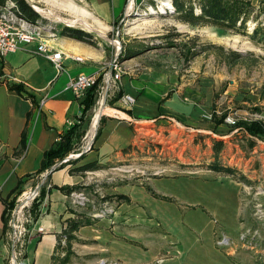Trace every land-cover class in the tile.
<instances>
[{
	"label": "rangeland",
	"instance_id": "obj_1",
	"mask_svg": "<svg viewBox=\"0 0 264 264\" xmlns=\"http://www.w3.org/2000/svg\"><path fill=\"white\" fill-rule=\"evenodd\" d=\"M5 1L0 15L30 23ZM24 1L50 32L70 27L94 35L99 29L85 19L82 0ZM249 1L251 15L262 21L264 0ZM169 3L136 0L98 38L124 74L119 83L99 82L80 146L52 167L91 151L87 145L101 106L130 116L133 140L128 153L119 151L98 162V170L80 174L82 182L66 195L55 264H264V135L249 136L241 124L264 126V49L247 35L183 23ZM74 20V26L65 23ZM253 26L250 19L248 34ZM125 84L140 87L143 94L133 96L132 106L144 119L118 107ZM108 118L121 117H101ZM213 140L223 142L218 160L234 176H197L214 159ZM47 173L34 178L29 190L24 183L9 203L0 264H23L36 223L33 209L37 205L38 220L50 190ZM38 185L37 196L23 207ZM62 207V201L53 204ZM70 220L90 225L70 232Z\"/></svg>",
	"mask_w": 264,
	"mask_h": 264
},
{
	"label": "crops",
	"instance_id": "obj_2",
	"mask_svg": "<svg viewBox=\"0 0 264 264\" xmlns=\"http://www.w3.org/2000/svg\"><path fill=\"white\" fill-rule=\"evenodd\" d=\"M82 12L85 19L97 26L94 33L96 46H91L56 33V39L47 44L53 51L62 53V68L54 66L40 55H35V46H22L15 53L0 58V260L6 252L3 215L5 206L16 189L19 181H25L24 190H29L40 168L45 151L56 144L61 134L67 129V123L78 122L80 114L79 101L75 100L68 88L70 77L92 75L108 72V64L113 52H108L98 38L105 30L122 20L128 13V0H82ZM13 21V20H12ZM16 22V21H13ZM72 57H81L83 63L74 62ZM20 85L22 95L10 91L8 86ZM122 94L138 96L143 94L140 87L131 84L122 85ZM123 111H130L136 116L133 106L126 107L121 101L116 102ZM114 111V110H113ZM117 113V112H116ZM117 113L119 122L105 119L101 133L94 141L92 150L76 166L87 162V157L96 156L93 161H107L109 157L131 145L133 131L129 115ZM109 116V115H107ZM123 116V117H122ZM118 119V118H117ZM25 134L24 151L18 152L22 136ZM208 164V163H207ZM68 165L50 175L49 187H73L79 185L83 178L80 174H70ZM220 175L204 170L197 176ZM41 176V175H40ZM31 179H30V178ZM29 178V179H28ZM67 196L58 190L50 189L45 201L40 206V216L28 234L23 264H51L56 251L58 235L62 230L68 213ZM63 202L62 208L53 209L55 202ZM53 203V204H52ZM59 220V223L55 221ZM42 228L43 234L37 235ZM36 241L32 252L29 248Z\"/></svg>",
	"mask_w": 264,
	"mask_h": 264
},
{
	"label": "trees",
	"instance_id": "obj_3",
	"mask_svg": "<svg viewBox=\"0 0 264 264\" xmlns=\"http://www.w3.org/2000/svg\"><path fill=\"white\" fill-rule=\"evenodd\" d=\"M5 0H0V7L5 5ZM15 8L12 9V12L33 24H41L43 23L39 19L38 15L31 10V8L25 3L24 0H14ZM249 0H238L237 2L234 0H171L173 7V15L177 16L178 20L194 26H212L218 29H222L225 31H229L235 34H239L242 36H248L249 40L264 49V2L262 3V13L261 18L262 21L258 20V16H252L251 11V3ZM251 19L252 24L254 25L250 34H248L247 23ZM55 33H59L61 36L74 39L79 42L86 43L91 46H96V40L94 39V35L92 33H88L81 29L70 28V27H62L57 29ZM2 62L0 60V72H1ZM101 81V76L99 78V82ZM10 91H14L19 95L23 96L22 88L20 85H10L8 86ZM96 88L94 86L90 88L82 101L79 102L80 114L78 117V122L74 123L71 127L67 128L60 136L59 141L50 147L47 151L44 152L40 168L35 174L34 177H39L48 171L46 179L49 182L50 175L53 172L62 170L68 165L73 166L68 170L70 174H84L87 172H93L99 169L100 164L98 161L87 162L82 165L76 166V164L84 159V155L76 159L75 161L69 160L65 164H61L60 167L52 170V166L56 163V161L62 160L66 158L70 153H74L76 149L80 146L81 140L85 135V130L83 126L87 124L88 117L90 112L95 106L96 103ZM121 97V95H120ZM120 97L117 99L119 100ZM116 102V101H115ZM130 112V111H125ZM103 121L101 119L100 126L95 137V141L98 139L101 133ZM246 131V134L253 137H261L264 135V126L260 122H251L249 124L241 123ZM25 134L22 136L21 146L19 147L18 152H23L25 147ZM212 148L214 152V159L207 165V169L217 173H223L226 175L234 176V169L222 165L218 160V155L223 148V142L218 140H213ZM93 146V145H92ZM92 146L91 149L92 150ZM248 146L252 149L255 145L254 142L249 140ZM130 146L124 148L122 152L128 153ZM30 178V177H29ZM28 178V179H29ZM25 182V181H24ZM23 181H19L16 189L13 191L12 198L4 204L5 210L3 215L4 222V233L6 231V209L8 208L11 200L15 198L16 193L20 190ZM50 189L58 190L64 195H68L74 187H58V186H50ZM43 188L40 191L41 196H43ZM122 198H125L122 196ZM127 199V198H126ZM37 205L34 207V221H37V217L39 215V211L37 209ZM69 226V231H77L79 228L84 226H89L87 222H81L77 220L67 221ZM66 230V229H65ZM66 232V231H65ZM64 234V231H63ZM61 234L58 236L60 238ZM65 236V235H63ZM66 237V236H65ZM67 238V237H66ZM58 245V240H57ZM56 245V246H57ZM55 264V261L52 259V263Z\"/></svg>",
	"mask_w": 264,
	"mask_h": 264
},
{
	"label": "built area",
	"instance_id": "obj_4",
	"mask_svg": "<svg viewBox=\"0 0 264 264\" xmlns=\"http://www.w3.org/2000/svg\"><path fill=\"white\" fill-rule=\"evenodd\" d=\"M10 6L15 8V2L13 0H8ZM136 0H128V5L132 6ZM171 3V0H168ZM169 3V4H170ZM31 7L37 11L38 9L31 5ZM170 9H173L172 3L168 6ZM38 12V11H37ZM50 39H56V33L50 32L45 29L41 24H33L22 22V20H18L17 22H13L10 19H7L5 15H0V58H3L9 54L15 53L20 47L34 45L35 46V55H40L48 60L56 70H61L62 68V53L53 51L47 44V41ZM74 62L83 63L84 59L81 57H72ZM108 68L111 69V75L108 72L104 74H92V75H77L75 77H70L68 80V88L72 92L75 100L82 101L86 95V92L94 87L99 85V78L101 76V81L107 83H119L121 81L122 75L124 74V70L121 67V64L117 61V59H113L109 62ZM122 104L126 107H130L134 105L135 98L131 95H123L120 99ZM210 119V116L207 117ZM225 122L234 123L230 120V118H226ZM74 123L68 122L67 128L71 127ZM66 160H64L65 162ZM28 194V196H30ZM26 197L25 203L22 202V206L24 204H28L31 200H33L37 194L33 195V197ZM13 227H15L13 225ZM44 230L42 228L37 229V235L43 234ZM13 254V253H12Z\"/></svg>",
	"mask_w": 264,
	"mask_h": 264
},
{
	"label": "bare ground",
	"instance_id": "obj_5",
	"mask_svg": "<svg viewBox=\"0 0 264 264\" xmlns=\"http://www.w3.org/2000/svg\"><path fill=\"white\" fill-rule=\"evenodd\" d=\"M77 22H79V21H69V22H65L66 23V25H68V26H74L75 24H77ZM83 25H85V26H87L86 24H84L83 23ZM117 45V44H116ZM117 113H120V112H118V111H116ZM115 111H113L112 109H110V108H106V107H104V106H101V108L99 109V111L97 112V114L94 116V118H93V127L96 125V123H97V121H98V119H99V117L101 116V115H109V116H115V115H117V113H116ZM121 114V113H120ZM123 115V114H122ZM125 116V115H124ZM123 117V116H122ZM91 134H93V131H92V133ZM92 137V136H91ZM33 195H35V194H31L30 196H28V197H33Z\"/></svg>",
	"mask_w": 264,
	"mask_h": 264
},
{
	"label": "water",
	"instance_id": "obj_6",
	"mask_svg": "<svg viewBox=\"0 0 264 264\" xmlns=\"http://www.w3.org/2000/svg\"><path fill=\"white\" fill-rule=\"evenodd\" d=\"M111 69H109L108 70V74L109 75H111ZM103 115H101L100 117H99V119H98V121H97V123H96V127H95V129H94V134H93V136L91 137V139H90V141H89V143H88V147L87 148H89L90 149V147L93 145V143H94V141H95V137H96V134H97V130H98V124H99V121H100V119H101V117H102ZM88 149V150H89ZM81 156V154L80 155H77L76 157H75V159H77V158H79ZM71 158L69 157V158H67L66 159V161L65 162H68L69 160H70ZM57 168V165H55L53 168H52V170L50 171V173L53 171V170H55ZM40 186L41 185H38L35 189H34V191H32L31 192V194H37V192L39 191V189H40Z\"/></svg>",
	"mask_w": 264,
	"mask_h": 264
}]
</instances>
